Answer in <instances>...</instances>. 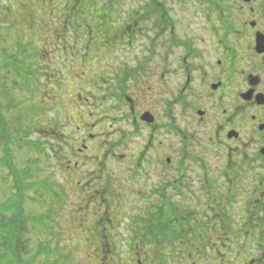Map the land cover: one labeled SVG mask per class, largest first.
<instances>
[{
    "label": "flooded vegetation",
    "instance_id": "flooded-vegetation-1",
    "mask_svg": "<svg viewBox=\"0 0 264 264\" xmlns=\"http://www.w3.org/2000/svg\"><path fill=\"white\" fill-rule=\"evenodd\" d=\"M201 1L103 3L104 59L59 85L60 239L96 264H264V0Z\"/></svg>",
    "mask_w": 264,
    "mask_h": 264
},
{
    "label": "rangeland",
    "instance_id": "rangeland-1",
    "mask_svg": "<svg viewBox=\"0 0 264 264\" xmlns=\"http://www.w3.org/2000/svg\"><path fill=\"white\" fill-rule=\"evenodd\" d=\"M85 1L97 3L96 0ZM97 1L105 3L109 0ZM146 1L115 0V3H127L128 7H133ZM160 1L203 3L201 0ZM72 3L75 0H0V159H11L9 162L15 170L14 183L10 168L6 164L0 167V203L19 195L17 198L21 199L24 214L39 217L48 215L47 209L54 211V219H46V224L50 225L48 231L44 232L41 224L29 223L27 231L23 232L28 256L39 245L47 244L48 249L56 251V257L66 256L63 264H95L90 253L91 245L66 238L57 242L51 236L59 232L57 225L76 220L78 214L69 184L56 174L54 168L53 151L60 145V140L49 136L55 120L62 122L59 119L63 111L58 112L60 102L66 106L69 99L59 94V85L69 81L68 76L75 75L73 70L81 69L85 62L90 66L91 60L95 59L98 65L104 59L91 53L83 57L81 35L75 37L70 29L62 30L67 22L62 17L58 19L55 13H71ZM115 20L118 22L119 19ZM64 121L75 124L67 117ZM24 168H28L31 175L20 179L16 173ZM61 229L59 233L66 237L76 231L68 224ZM117 247L124 253L128 245ZM43 263L45 258L38 256L34 264Z\"/></svg>",
    "mask_w": 264,
    "mask_h": 264
},
{
    "label": "trees",
    "instance_id": "trees-1",
    "mask_svg": "<svg viewBox=\"0 0 264 264\" xmlns=\"http://www.w3.org/2000/svg\"><path fill=\"white\" fill-rule=\"evenodd\" d=\"M110 1L111 0L105 3H110ZM156 1L158 0H147L145 3H155ZM77 2L78 0H75V3H72L73 9L71 12L72 14L69 13V18L66 19L65 17H62V19L65 18L66 22L71 23L68 27H74L75 29L80 30V32L77 31L76 34L78 35V33H80L81 41H84L83 49L85 53H83V57L86 58L88 54L91 53L92 55L95 54L96 56H101V58H104L105 35L103 34L112 28V26H107V22L110 18L109 14L104 16V6L106 8L107 6L103 3H99L97 0L95 1L97 3H86L85 0H80L79 3ZM159 2L162 3L160 0ZM83 3L85 8L82 6ZM111 4L114 6L117 3H115L114 0V3ZM100 10L102 11L101 15H99ZM109 10L110 9L108 6V11ZM112 16L113 18L115 17V15ZM88 29H101L102 31L101 33L95 31L92 34H87L86 30ZM62 30L64 29L62 28ZM71 35L75 37L77 36L72 33ZM1 119L2 116L0 112V122L2 121ZM9 160L11 159H0V167L6 164L10 168V172L14 175L15 183V170L10 164ZM29 175L31 174L28 168H24L16 173V176L20 179H24ZM19 189L20 188H18V190ZM54 194L55 192H52V195ZM16 196L18 197L19 195ZM17 197L7 198L3 203H0V264H34L35 259L38 256H43L45 258V263L43 264L65 263L66 260L63 259H66V256L64 255L60 258L56 257V251L48 249L47 244L43 247L39 245L38 249L35 250L32 255H27L29 252L27 251V242L24 237L25 233L23 232L27 231L29 223H32L34 226H36L35 224H41V229H43L44 232L48 231L47 228H49L50 225L46 224V219H54L52 218L54 211L51 212V209H47L49 214H43L39 217L24 214L21 199ZM67 224L68 223L62 222L57 225L56 228H59V232H62L61 228H64ZM59 232L54 234V236L51 235L58 240H56L57 242H60L62 239H64H60V237L63 235ZM90 245L93 247L92 244ZM50 260H52V262H49Z\"/></svg>",
    "mask_w": 264,
    "mask_h": 264
}]
</instances>
